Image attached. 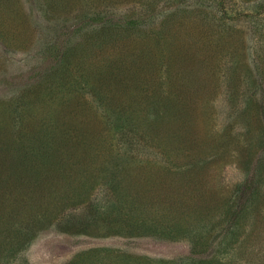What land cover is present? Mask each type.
<instances>
[{"label":"rangeland","instance_id":"obj_1","mask_svg":"<svg viewBox=\"0 0 264 264\" xmlns=\"http://www.w3.org/2000/svg\"><path fill=\"white\" fill-rule=\"evenodd\" d=\"M99 13L128 25L98 32ZM57 70L84 95L88 83L119 95L107 108L135 115L119 122L121 194L93 196L123 209L114 222L89 208L94 234L49 225L8 264H264V0H0L5 137L70 96ZM89 107L83 130L74 119L65 133L99 130Z\"/></svg>","mask_w":264,"mask_h":264},{"label":"trees","instance_id":"obj_2","mask_svg":"<svg viewBox=\"0 0 264 264\" xmlns=\"http://www.w3.org/2000/svg\"><path fill=\"white\" fill-rule=\"evenodd\" d=\"M94 19L96 23L92 24L95 29L111 37L128 25H124L121 18H105L100 13ZM51 74L52 77L59 75L57 86L65 92L69 91L70 96L59 101L56 107L48 106L49 114L36 120L27 132L5 137L3 134L6 132L0 131V264H8L37 231L49 225L61 223L64 224L62 229L77 226L79 233L94 234V231L89 232L92 229L88 227L100 218L94 215L97 213L90 214L89 208L108 212L114 222L123 209L118 200L111 198L104 204L100 201L102 199L93 196L102 187L114 198L121 194L124 179L121 177L119 144L123 130L119 122L124 120L133 125L135 115L132 113L129 116L116 105L114 109L107 108L108 104L120 100L119 95L105 93L89 83L87 95H84L74 89V83H71L73 76L58 70L51 71ZM108 78L111 80V75ZM81 80L85 82L83 78ZM36 101L29 102V107L35 106ZM157 105L163 109L161 115L169 117L175 114L171 109H164L166 105L172 107L169 100ZM61 106L66 108V113L59 111ZM89 106L99 110V116H102L100 131L92 125L88 135L82 131L74 138L70 132L65 133L64 130L69 131L66 125L72 124L74 119H77L74 125L83 130L87 115L82 111ZM10 107L12 104L0 101V109ZM29 107L22 113L27 114ZM56 111L60 112L59 116L53 114ZM118 130L122 131L120 136ZM78 134H81L80 138ZM71 204L74 207L79 205L85 212H65ZM20 220L23 223L19 224ZM88 256L77 255L65 264H86L84 259ZM125 262L123 264H145L135 257H129Z\"/></svg>","mask_w":264,"mask_h":264}]
</instances>
